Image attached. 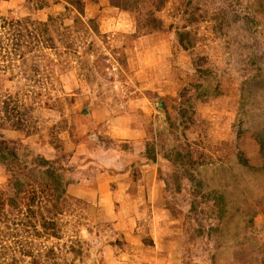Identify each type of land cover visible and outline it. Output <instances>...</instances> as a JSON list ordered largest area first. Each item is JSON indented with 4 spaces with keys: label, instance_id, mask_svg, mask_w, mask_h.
Here are the masks:
<instances>
[{
    "label": "rangeland",
    "instance_id": "obj_1",
    "mask_svg": "<svg viewBox=\"0 0 264 264\" xmlns=\"http://www.w3.org/2000/svg\"><path fill=\"white\" fill-rule=\"evenodd\" d=\"M0 264H264V0H0Z\"/></svg>",
    "mask_w": 264,
    "mask_h": 264
}]
</instances>
